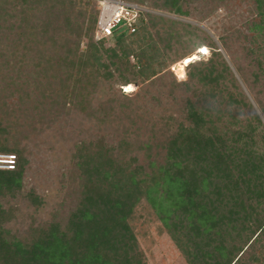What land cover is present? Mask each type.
<instances>
[{
	"label": "trees",
	"instance_id": "trees-1",
	"mask_svg": "<svg viewBox=\"0 0 264 264\" xmlns=\"http://www.w3.org/2000/svg\"><path fill=\"white\" fill-rule=\"evenodd\" d=\"M127 1L171 15L188 13V0ZM253 2L256 18L250 28L264 40V0ZM66 3L53 29L60 40L49 41L50 55L39 58L34 73L65 101L83 83H104L110 90L152 81L174 62L171 37H196L187 23L146 14L135 32L114 33L113 44L105 46V38H93L97 6L87 15L73 9L75 0ZM251 40L247 53L260 67L262 47ZM204 46L212 49L198 40L193 50ZM186 67V84L205 85L204 77L214 72L211 58L192 59ZM237 101L227 96V104ZM204 108L186 99L182 119L170 127L163 123L157 146L152 135L137 145L126 136L110 144L102 138L78 144L72 155L79 186L73 207L62 223L50 220L23 235L8 228L13 209L4 200L20 190L24 160L16 148L0 143V152L16 157L13 169L0 170V264H147L136 240L139 219L157 220L186 264H248L258 261L252 251L243 260L255 244L264 257V127L254 114L243 128H230L229 120ZM139 149L140 160L133 153ZM28 197L33 209L42 205L35 194Z\"/></svg>",
	"mask_w": 264,
	"mask_h": 264
},
{
	"label": "rangeland",
	"instance_id": "rangeland-1",
	"mask_svg": "<svg viewBox=\"0 0 264 264\" xmlns=\"http://www.w3.org/2000/svg\"><path fill=\"white\" fill-rule=\"evenodd\" d=\"M143 1L160 4V0ZM66 2L0 0V143L16 148L24 160L20 190L4 202L13 209L8 228L19 235L50 220H65L79 190L72 160L78 144L99 138L110 144L126 136L137 145V141L144 142L152 135V145L157 146L163 141V123L170 127L182 119L186 99L204 110L207 107L211 115L219 113L222 121L229 120L230 128H243L254 121V114L264 127V40L250 28L256 18L253 0H188L186 16L151 9L158 12L155 15L195 27L192 32L196 37H171L170 56L174 62L152 81L121 89L116 84L110 90L104 83H83L77 95L65 101L49 89L54 90L51 82L46 87L42 77L40 80L34 73L39 58L50 55L49 41L60 40L53 29ZM94 4L93 0H75L73 9L86 10L88 15ZM252 38L262 47L257 53L260 67L253 59L255 55L247 53ZM105 39V46L113 44L111 37ZM198 40L211 44L212 49L204 46L193 50ZM84 44L81 38L80 51ZM198 58L212 59L213 74L204 77L205 85L184 83L187 62ZM118 90L129 100H123ZM217 94L221 98L209 97ZM228 94L238 101L227 104ZM156 146L151 148L152 155ZM135 149L133 146L132 151ZM133 153L142 158V150ZM29 192L42 200L41 206L33 209ZM135 226L136 240L147 264H186L157 220L139 219ZM261 243L264 245V241ZM259 248L255 244L246 249L243 260L252 251L258 261L248 264H264Z\"/></svg>",
	"mask_w": 264,
	"mask_h": 264
},
{
	"label": "built area",
	"instance_id": "built-area-1",
	"mask_svg": "<svg viewBox=\"0 0 264 264\" xmlns=\"http://www.w3.org/2000/svg\"><path fill=\"white\" fill-rule=\"evenodd\" d=\"M97 16L93 38L111 37L114 33H133L145 21L146 14H158L147 6L127 0H93ZM13 153L0 152V170H11L15 166Z\"/></svg>",
	"mask_w": 264,
	"mask_h": 264
}]
</instances>
